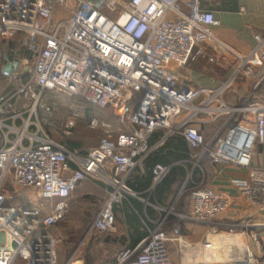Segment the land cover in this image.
Masks as SVG:
<instances>
[{
  "label": "built area",
  "instance_id": "2783aa9c",
  "mask_svg": "<svg viewBox=\"0 0 264 264\" xmlns=\"http://www.w3.org/2000/svg\"><path fill=\"white\" fill-rule=\"evenodd\" d=\"M218 24L200 0H0V43L21 34L31 52L18 61L21 73L6 75L9 90L0 94V264H57L58 239L50 228L65 219L72 191L87 178L100 181L107 194L90 229L110 231L114 207L137 196L130 174L145 171L157 130L164 131L160 142L181 135L196 149V167L208 159L217 173L226 165L245 168L246 177L230 183L264 212V166L252 164L256 144L264 154V101L251 94L236 104L225 100L232 84L264 65V33H255L253 46L241 53L216 36ZM200 57L229 58L231 70L218 84H191L176 70ZM56 95L108 109L116 127L89 112L88 127L101 130L97 144L69 147L41 127L58 108ZM83 114L77 106L59 132L69 136ZM218 119L207 138L199 125ZM169 168L152 166L153 186ZM228 203L225 192L196 186L189 211L177 216L218 226L214 218ZM152 223L114 264H170L163 219Z\"/></svg>",
  "mask_w": 264,
  "mask_h": 264
},
{
  "label": "crops",
  "instance_id": "0c3cea01",
  "mask_svg": "<svg viewBox=\"0 0 264 264\" xmlns=\"http://www.w3.org/2000/svg\"><path fill=\"white\" fill-rule=\"evenodd\" d=\"M200 8L212 11L219 21L213 28L216 36L241 53L248 52L253 46L255 33H264V0H200ZM229 62V58L209 62L205 57H200L176 71L191 84L215 85L230 72ZM248 94H251V100L264 101V65L256 68L252 76L232 84L225 93V100L236 104ZM220 122L221 119L213 123H203L199 125V129L208 138ZM163 134V130H157L150 136L152 149L145 158V165L155 157L167 160V142L174 144L180 138L186 143L188 156L172 160L168 165L181 166L185 170V177L181 183L173 185L170 191L167 192L166 189L157 197L154 193L156 185L153 186L150 176L134 170L128 184L137 196H130L131 198L124 199L114 207L115 229L104 233L97 243L98 246L102 249L117 247L116 256L125 248L132 245L135 247L147 235L152 221L163 219L162 227L168 237L166 247L170 264H264V212L245 201L230 183L231 178L246 177L247 170L226 165L221 173H217V166L209 160L205 164L206 170L201 164L196 167L193 162L196 149L191 148L181 135H173L160 142ZM252 164L264 166V154L261 153L260 144H256L253 150ZM197 170L199 174L196 175L200 177L194 181L192 173ZM200 185L228 194V206L214 220L220 226L229 225L230 237L216 234L217 226L210 227L208 233H205L204 225L177 216L189 211L190 192ZM106 196V189L100 181L87 178L79 182L68 200L69 209L65 219L75 224L88 222L92 215L98 213ZM130 199L138 201L140 208H136ZM170 208L171 212L164 211ZM127 214L137 215L138 228L133 227ZM57 224L50 228L52 233ZM112 263L114 264V260L107 264ZM74 264H84V258L77 257Z\"/></svg>",
  "mask_w": 264,
  "mask_h": 264
},
{
  "label": "rangeland",
  "instance_id": "374dc122",
  "mask_svg": "<svg viewBox=\"0 0 264 264\" xmlns=\"http://www.w3.org/2000/svg\"><path fill=\"white\" fill-rule=\"evenodd\" d=\"M20 37L21 39H23V35L20 34ZM29 65H31V61H29ZM3 85L4 82L0 77V94L4 89ZM67 100L68 98H66L64 95L55 96L54 101L58 102V108L53 112L51 117H49L48 122L41 124V127L57 140H62L65 142H67L68 140L78 142L80 140L82 142L80 145L82 146V148H87L94 145L96 143V140L98 139L100 132L97 129H95V133L93 131L90 132L91 129L87 125V115H85L86 113H84L83 116L76 120V123L69 136H65L64 134L59 132L58 124L64 122L67 116L73 110H75L77 106L82 105L79 103L80 101H78L81 99L72 98L71 100L69 99L70 102H68L69 100ZM66 101L68 102L67 105H62V103L64 104ZM81 101L84 102L83 100ZM83 105L89 107V105H87L85 102ZM80 110H82V108ZM106 110L110 113L108 109ZM94 113L100 116L101 112ZM113 117L115 116L113 115ZM206 167L207 166H205V170ZM21 194L23 196H27L32 200H35L36 198L34 192L28 189L21 190ZM185 200L187 202L188 199L186 198ZM95 215L96 214L92 215L88 222L75 224L72 221L70 222L69 219H65L64 221L57 224L53 233L58 239L57 264H66L68 261H71L70 264H74V260L79 256L84 258V264H107L109 261L114 260L115 254L118 251L117 247H107L106 249H102L97 244L98 241L103 238L104 233L107 232H97L90 229V221L92 220V218H94ZM210 227L211 226L204 225L203 231L205 233H208L207 230H210ZM217 228L218 229L216 230V234L230 237L229 225H218ZM113 229L115 228L113 227L110 231H112ZM71 232L72 234H70Z\"/></svg>",
  "mask_w": 264,
  "mask_h": 264
},
{
  "label": "trees",
  "instance_id": "16d2710c",
  "mask_svg": "<svg viewBox=\"0 0 264 264\" xmlns=\"http://www.w3.org/2000/svg\"><path fill=\"white\" fill-rule=\"evenodd\" d=\"M30 53L31 52L29 51V43L22 41L20 34L14 35L9 40H4V41L2 40L0 43V67H2L6 62L5 55L9 56V58L21 60L24 57H30L31 56ZM22 70H23V67L20 65L19 68L17 69V72L21 73ZM23 76H25V75H23ZM0 77H1L2 81L4 82V85H3L4 89L2 92L8 91L9 86H10L8 76L0 73ZM67 101L64 104L62 103V105H67V103L69 102V101L68 102ZM78 101H80L79 102L80 104H82V105L84 104V102H82L81 100H78ZM89 107L84 106V113H86L85 115H88L89 112H91V113L101 112L100 116L97 115L99 117V119L105 120V121L111 123L114 127H116L117 120L115 119V117H113L112 114L107 112L106 108H102V107H98V106H89ZM97 130H99V132H100V134L98 136V139H99V137L101 135V130L100 129H97ZM92 131L94 132L96 130L91 129L90 132H92ZM98 139L96 140V143L94 145L97 144ZM66 143L69 147H72V148H82V146H80L82 143L80 140L78 142L73 141V140H68ZM94 145H92V146H94ZM89 147H91V146H89ZM187 156H188V150L186 148V143L184 142V140L179 138L177 140V142L174 144L167 142V160L163 159V158L155 157L151 162L147 161V163L145 165L146 169H145L144 173L148 174L150 176V178L152 179L151 168L155 164H157V163L164 164L167 161V165H168V162H170L172 160L182 159V158H185ZM207 162H209L208 159H204L201 162V167L204 168V166ZM196 174H199V170L194 171L192 173L194 181L198 180L200 177L199 175H196ZM184 177H185V170L181 166H171L169 168L167 175L159 183L156 184L154 193L158 197V195L160 196L161 193H163L166 189H167V192L170 191L172 186L175 184L181 183ZM188 184H190V183H188ZM129 198H131V197L128 196L125 199H129ZM130 200H131V202H133V204L136 208H138V209L140 208V203L138 201H136L134 199H130ZM127 217L132 222L133 227L138 228L139 219H138L137 215L127 214ZM70 234H72V232ZM132 247H133V245L130 246L129 248H132ZM114 263H115V259H114Z\"/></svg>",
  "mask_w": 264,
  "mask_h": 264
},
{
  "label": "water",
  "instance_id": "95a60500",
  "mask_svg": "<svg viewBox=\"0 0 264 264\" xmlns=\"http://www.w3.org/2000/svg\"><path fill=\"white\" fill-rule=\"evenodd\" d=\"M98 5V4H97ZM6 63L2 66L1 72L5 75L10 74L12 71L16 70L18 67V60L14 59L9 61V57L5 56Z\"/></svg>",
  "mask_w": 264,
  "mask_h": 264
}]
</instances>
